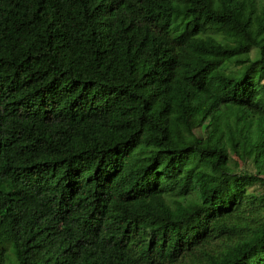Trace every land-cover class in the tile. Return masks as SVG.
Wrapping results in <instances>:
<instances>
[{
    "label": "trees",
    "instance_id": "obj_1",
    "mask_svg": "<svg viewBox=\"0 0 264 264\" xmlns=\"http://www.w3.org/2000/svg\"><path fill=\"white\" fill-rule=\"evenodd\" d=\"M232 24L264 0H0V264H264V40Z\"/></svg>",
    "mask_w": 264,
    "mask_h": 264
},
{
    "label": "rangeland",
    "instance_id": "obj_2",
    "mask_svg": "<svg viewBox=\"0 0 264 264\" xmlns=\"http://www.w3.org/2000/svg\"><path fill=\"white\" fill-rule=\"evenodd\" d=\"M225 34L233 38L234 42H236L239 47L248 46L252 42L259 43L264 40V34L260 32L259 28L256 25H254L253 28L249 31L248 33L249 35L242 33L235 24L227 26L225 28ZM250 56L253 60L258 59L259 58L258 49L255 47L251 48ZM248 169L252 173L254 172L252 168L249 167ZM250 191H252L255 194L263 193V189L257 185L250 188Z\"/></svg>",
    "mask_w": 264,
    "mask_h": 264
}]
</instances>
